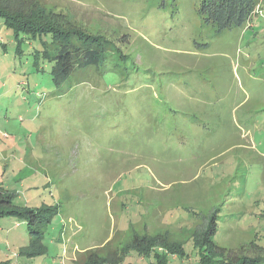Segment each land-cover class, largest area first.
Masks as SVG:
<instances>
[{"label": "rangeland", "instance_id": "obj_1", "mask_svg": "<svg viewBox=\"0 0 264 264\" xmlns=\"http://www.w3.org/2000/svg\"><path fill=\"white\" fill-rule=\"evenodd\" d=\"M0 1L113 43L55 94L50 63L36 71L30 47L15 53L0 20V184L57 212L44 255L27 253L23 222L0 217V261L156 264L122 255L143 237L174 248L170 264H196L211 217L203 253H264V0L223 31L199 0Z\"/></svg>", "mask_w": 264, "mask_h": 264}, {"label": "trees", "instance_id": "obj_2", "mask_svg": "<svg viewBox=\"0 0 264 264\" xmlns=\"http://www.w3.org/2000/svg\"><path fill=\"white\" fill-rule=\"evenodd\" d=\"M259 4L260 0H199L198 11L206 24L215 27L216 31H223L232 27L245 28ZM31 14L12 11L0 1V20L2 25L12 32L15 53L22 54L23 45L30 47L32 65L36 71L39 70V61L50 63L48 73L54 86L52 92L55 94L66 92L70 87L72 75L80 69L98 66L113 49L112 41L102 35L81 29L62 28L50 17ZM0 49L6 51L7 45L0 42ZM55 206L56 204H41L39 207L16 204L14 192L0 184V217L14 218L25 224L29 236V255L47 254L48 247L43 240L47 227L57 213ZM217 226L218 222L211 217L202 242H192V249L196 256L198 255L196 264H264V253L243 255L238 259L203 253L208 245V235L214 234V231L218 230ZM141 241L144 243L139 244L137 241L133 247L126 245L122 248V255L126 256L129 250L135 249L140 255L152 257L156 264H170L167 251L174 248L154 239L147 240L142 237ZM180 248L178 256L182 257L187 252L183 245ZM262 248L264 249V246ZM123 258L115 255L103 259L96 257L93 264H117L122 262ZM0 264H10V261H0Z\"/></svg>", "mask_w": 264, "mask_h": 264}, {"label": "crops", "instance_id": "obj_3", "mask_svg": "<svg viewBox=\"0 0 264 264\" xmlns=\"http://www.w3.org/2000/svg\"><path fill=\"white\" fill-rule=\"evenodd\" d=\"M62 253L67 257V258H69L70 259V257L68 256V254L66 253V251L64 250V249H62ZM74 258V257H73ZM70 260H72V259H70ZM74 260V259H73Z\"/></svg>", "mask_w": 264, "mask_h": 264}]
</instances>
